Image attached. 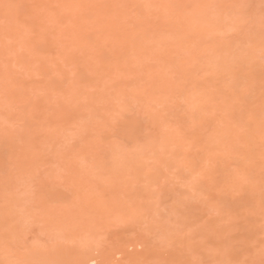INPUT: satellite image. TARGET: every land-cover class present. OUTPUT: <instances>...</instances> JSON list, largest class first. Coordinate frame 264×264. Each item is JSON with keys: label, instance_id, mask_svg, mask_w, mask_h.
Wrapping results in <instances>:
<instances>
[{"label": "rangeland", "instance_id": "1", "mask_svg": "<svg viewBox=\"0 0 264 264\" xmlns=\"http://www.w3.org/2000/svg\"><path fill=\"white\" fill-rule=\"evenodd\" d=\"M263 155L264 0H0V264H264Z\"/></svg>", "mask_w": 264, "mask_h": 264}, {"label": "bare ground", "instance_id": "2", "mask_svg": "<svg viewBox=\"0 0 264 264\" xmlns=\"http://www.w3.org/2000/svg\"><path fill=\"white\" fill-rule=\"evenodd\" d=\"M260 155H261V152H260ZM263 157H264V155H263ZM0 158H1V157H0ZM263 160H264V159H263ZM261 162H263V161H261ZM263 166H264V165H263ZM259 172H261V171H259ZM262 174H263V173H262ZM262 174H261V175H262ZM248 177H249V176H248ZM262 177H264V174H263ZM262 177H261V178H262ZM246 180H248V179H246ZM253 182H254V181H253ZM253 182H252V183H253ZM247 183H249V182H247ZM254 183H256V182H254ZM258 183H259V182H257V184H258ZM257 184H255V185H257ZM246 185H247V184H246ZM255 185H254V186H255ZM243 186H244V185H243ZM247 186H248V185H247ZM255 187H256V186H255ZM255 187H254V188H255ZM260 187H261V186H260ZM262 187H264V183H263ZM245 188H246V187H245ZM258 188H259V187H258ZM257 190H258V189H257ZM260 190H261V189H260ZM260 190H259V191H260ZM263 190H264V189H262V191H263ZM248 192H249V191H248ZM250 193H251V192H250ZM248 195H249V193H248ZM250 196H252V195L250 194ZM248 197H249V196H248ZM253 207H254V206H253ZM243 209H244V208H243ZM243 209H242V210H243ZM244 210H245V209H244ZM254 210H255V209H254ZM254 210H252V211H254ZM255 211H256V210H255ZM262 211H263V210H262ZM262 211H261V212H262ZM246 213H247V212H246ZM254 213H255V212H254ZM263 213H264V211H263ZM257 214H258V212H257ZM257 214H256V215H257ZM259 214H260V213H259ZM249 215H250V214H249ZM251 215H252V214H251ZM261 217H262V215H261ZM263 217H264V216H263ZM263 217H262V218H263ZM254 218H255V217H254ZM260 221H261V220H260ZM260 221H258V222L260 223ZM253 222H256V221H253ZM248 224H250V223H248ZM251 224H252V223H251ZM256 225H257V224H256ZM259 226H260V225H259ZM259 226H258V227H259ZM263 228H264V227H263ZM257 230H259V229H257ZM257 230H255V231H257ZM260 230H261V229H260ZM263 231H264V230H263ZM263 231L261 230V232H263ZM258 232H259V231H258ZM261 232H260V233H261ZM248 234H249V233H248ZM252 234L255 235V234H257V233L254 232V233H252ZM249 235H250V234H249ZM249 235H248V236H249ZM263 235H264V234H263ZM255 236H256V235H255ZM256 237H258V236H256ZM256 237H251V239L256 238ZM260 237H261V236H260ZM262 237H263V236H262ZM258 238H259V237H258ZM258 238H257L256 240H258ZM251 239H249V238L246 239V241L248 240V241H247L248 244H249V240H251ZM261 239H262V238H261ZM254 241H255V240H254ZM243 242H244V241H243ZM250 242H252V240H251ZM256 242H257V241H256ZM245 244H246V242H245ZM257 244H259V243H257ZM254 245H256V244H254ZM246 246H247V244H246ZM246 246H245V247H246ZM249 246L253 247V246H252V243L249 244L248 247H249ZM259 246H261V244H259ZM248 247H247V248H248ZM249 248H250V247H249ZM263 248H264V247H263ZM250 249H251V248H250ZM254 249H255V248H254ZM261 249H262V248H261ZM261 249H260V250H261ZM248 250H249V249H248ZM262 250H263V249H262ZM246 251H247V250H246ZM258 251H259V250H258ZM258 251H257V252H258ZM263 251H264V250H263ZM242 252H243V251H242ZM253 252H254V251H253ZM240 253H241V252H240ZM244 253H245V252H244ZM260 253H262V251L259 252L258 254H260ZM235 254H238V253H235ZM252 254H254V253H252ZM91 256H92V255H91ZM260 256H261V255H260ZM255 257H256V255H255ZM253 258H254V257H253ZM84 260H85V261H90V260H94V259H93L92 257L89 256V257H86ZM95 260H96V259H95ZM100 260H101V259H100ZM244 260H245V259H244ZM252 260H253V259H252ZM263 260H264V259H263ZM85 261H84V262H85ZM102 261H103V258H102ZM245 261H246V260H245ZM259 261H260V260H259ZM96 262H97V261H96ZM254 262H255V261H254ZM259 263H260V262H259ZM259 263H258V264H259ZM85 264H86V263H85ZM99 264H100V263H99ZM237 264H239V263H237ZM240 264H241V263H240ZM245 264H246V263H245ZM254 264H255V263H254Z\"/></svg>", "mask_w": 264, "mask_h": 264}]
</instances>
